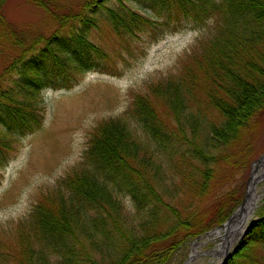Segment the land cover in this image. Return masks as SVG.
<instances>
[{
    "label": "trees",
    "instance_id": "trees-1",
    "mask_svg": "<svg viewBox=\"0 0 264 264\" xmlns=\"http://www.w3.org/2000/svg\"><path fill=\"white\" fill-rule=\"evenodd\" d=\"M6 1L0 0V55L5 44L15 54L0 72V169L17 140L41 128L42 91L70 89L90 71L116 74L91 41L93 30L156 40L188 25L210 28L175 74L149 84L121 117L94 128L77 166L16 223L13 242L0 247V264H172L188 242L221 226L242 202L244 186L210 207L203 197L259 155L242 149L264 116V0H132L146 15L126 0H115L114 8L85 0L77 10L27 0L57 26L33 39L8 22ZM180 118L190 124L189 141L181 126L179 140L171 137ZM223 264H264V197Z\"/></svg>",
    "mask_w": 264,
    "mask_h": 264
},
{
    "label": "rangeland",
    "instance_id": "rangeland-1",
    "mask_svg": "<svg viewBox=\"0 0 264 264\" xmlns=\"http://www.w3.org/2000/svg\"><path fill=\"white\" fill-rule=\"evenodd\" d=\"M53 1L62 4L65 9L73 10H77L80 4L85 2ZM115 2L105 0L102 5L114 8ZM126 2L137 13L147 14L141 5L135 4L134 1ZM3 14L26 39H33L38 35L47 37L57 29L46 12L27 0H7ZM209 28V24L200 28L188 25L181 31L167 33L156 40H151L143 34L132 39L118 38L104 26L91 32V41L105 50L110 59L106 66L109 65V69L113 67L116 74L92 72L83 75L70 89L42 91L44 121L41 128L17 140L8 153L6 165L0 169V247L13 242L16 223L28 215L40 194L53 190L57 181L77 166L94 128L103 121L121 117L135 95L148 93L149 84L175 74L190 47L199 37L206 35ZM1 49L3 51L0 55V72L6 65L4 62L7 58L10 60L15 54L6 44ZM211 115L216 117L215 113ZM179 126L189 141L191 129L185 118H180L179 122L173 121L172 139L179 140ZM187 142L183 143L185 148ZM247 142H250L251 146L242 149V154H259L258 157L250 163L247 170L238 169L231 173L228 180L214 185L203 197V206L210 207L216 197L226 192L234 195L241 191L243 186L241 194L245 196L255 161L264 155V116L260 118L257 128L249 135ZM223 152L224 150L219 154ZM161 157L163 172L169 176L171 171L165 159L166 155ZM222 168L219 167L220 173L225 172V166ZM256 193H263L256 203L257 207L264 197V180L256 185ZM125 206L128 211L134 212L129 199H125ZM221 226L199 239L188 242L175 254L172 264H223L237 244L244 241L245 235H238V239H225L220 232ZM217 231L220 232V242L227 240L225 244H219L218 239L211 236Z\"/></svg>",
    "mask_w": 264,
    "mask_h": 264
},
{
    "label": "bare ground",
    "instance_id": "bare-ground-1",
    "mask_svg": "<svg viewBox=\"0 0 264 264\" xmlns=\"http://www.w3.org/2000/svg\"><path fill=\"white\" fill-rule=\"evenodd\" d=\"M254 171L255 172L252 175L251 181L249 183V189H252L249 198L247 199L243 207L237 210V218L231 225V227L222 228V231H220L222 233V237H224L225 239L232 240L233 238L238 239L239 236H243L244 226L248 225L254 217L256 203L263 196V193H256V185L264 180V161L258 164H254ZM220 232L217 231L211 236L218 239V236H220ZM217 241L220 242L219 239ZM222 242L223 241H221L219 244H221ZM226 242L227 240L222 244H225Z\"/></svg>",
    "mask_w": 264,
    "mask_h": 264
},
{
    "label": "water",
    "instance_id": "water-1",
    "mask_svg": "<svg viewBox=\"0 0 264 264\" xmlns=\"http://www.w3.org/2000/svg\"><path fill=\"white\" fill-rule=\"evenodd\" d=\"M264 161V155L260 156L256 161H255V164H258L260 162ZM254 168L252 170V173H251V176H250V179L248 181V190L245 194V196L243 197V201L241 203V205L239 206L238 209L242 208L243 205L245 204V202L247 201V199L249 198V195L251 193V190L249 189V183L251 181V178H252V175L254 174ZM237 209V210H238ZM237 210L228 218V220L221 226V228H226V227H231V225L234 223V221L236 220L237 216H236V213H237ZM236 216V217H235ZM235 218V219H234ZM244 224V223H242ZM248 227H250V225H248ZM245 234V233H244Z\"/></svg>",
    "mask_w": 264,
    "mask_h": 264
}]
</instances>
